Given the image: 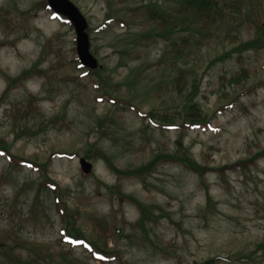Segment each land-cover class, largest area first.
<instances>
[{
  "label": "rangeland",
  "instance_id": "rangeland-1",
  "mask_svg": "<svg viewBox=\"0 0 264 264\" xmlns=\"http://www.w3.org/2000/svg\"><path fill=\"white\" fill-rule=\"evenodd\" d=\"M39 1L0 0V97L34 64L42 71L14 84L0 102V140L9 152L47 162L50 179L70 189L63 201L78 210L82 231L118 250L121 264H193L216 256L220 264H264V159L246 169L224 167L264 149V0L240 1L241 13L231 8L215 26L190 31L178 25L168 42L140 40L154 27L137 18L103 24L105 14L108 6L128 11L150 3L170 12L178 0H70L91 29L90 50L97 47L98 90L74 62L72 25L36 11ZM221 2L233 7L234 0ZM255 39V48H241ZM172 41L183 51L176 67ZM179 67L196 74L195 100L211 118L208 127L181 138L141 117L179 110L184 96L173 90ZM242 68L247 79L230 86L225 78ZM179 139L198 162L225 170L199 177L160 162L145 181L118 179L94 159L102 150L118 168L132 169L157 153L178 151ZM80 158L92 163L88 175ZM39 175L28 166L11 167L0 153V264H117L94 260L62 238L52 196L41 194L33 203ZM117 191L145 205L151 218L141 225L137 206Z\"/></svg>",
  "mask_w": 264,
  "mask_h": 264
},
{
  "label": "trees",
  "instance_id": "trees-1",
  "mask_svg": "<svg viewBox=\"0 0 264 264\" xmlns=\"http://www.w3.org/2000/svg\"><path fill=\"white\" fill-rule=\"evenodd\" d=\"M240 1L244 3H253L256 1L259 3L260 0H234L233 7L226 5L225 2L221 0H178L176 7L170 12L161 9L157 3L149 4L148 6H142L138 8L128 9V11H123V8L118 9L117 11L108 6V10L105 14V20L103 24H108L109 22H117L118 24L128 25L125 21L126 19L137 18L140 21L148 23L154 27L153 35L148 32L140 35V40L145 38L153 37V40L162 39L165 42H168L170 37L174 34L177 26H181V30H190L192 26L198 24H203V26L208 25H217L226 19L229 15V9L233 8L235 13H241V7L238 5ZM121 3V2H120ZM123 3V2H122ZM33 8L36 11H47L52 13L49 9L46 0H41L37 2ZM136 12L138 14L136 15ZM131 14V17L129 14ZM115 15L112 17V15ZM62 23H67V20L61 16H54ZM260 24L257 23V26ZM264 29L262 25L259 27ZM91 32V29H88V33ZM181 42L186 43L187 40L181 37ZM260 44L259 39L254 41H248L241 45L242 49L249 50L253 49ZM170 46L174 51L173 66L176 67V58L177 56H183V51L180 48L177 49L176 41H172ZM180 50V51H179ZM93 55H97V47H93L91 50ZM176 52V53H175ZM73 53L75 54V48H73ZM230 55L229 53L218 57L216 60H222L223 58ZM240 60V59H239ZM74 62L77 67L81 70L86 71V75L94 80V86L98 90L101 86V72L100 68L96 70H89L80 64L79 60L75 57ZM42 71L37 70V65L34 64L30 69L22 72L21 75L9 82L8 88L4 91L0 97V102L3 98L6 97L7 93L10 91L11 87L16 83H24L27 80L33 78L35 74H41ZM190 76V79H188ZM248 73L247 70L242 68L239 72L233 74L229 78H225V81L232 87L233 85H238L242 80L247 79ZM199 82L194 71L189 69H184L179 67L177 74L173 78V90L176 91L179 95H183V102L179 110L173 112H159V111H150L149 113L143 114L141 117L143 120H147L149 123L158 124L165 128H173L178 131L180 138L183 136V133L192 128H201L208 127L210 125L211 118L209 115L203 111L200 104L195 100L197 94L199 93ZM128 104V103H127ZM129 104H131L129 102ZM178 151L175 152H160L154 155L150 161L145 164H142L136 168L132 169H120L115 166L110 157L107 156L102 150L96 151L95 160L104 161L109 170L118 178L126 179H140L145 181L146 175L151 173L155 166L160 163H172L176 164L184 169L196 174L199 177H203L205 173H210L218 171L221 173L225 170L224 167L230 168H243L257 166L258 163L264 159V149H260L256 153L249 152V156L243 159H239L232 165H227L221 168L211 167L207 164H202L194 159L188 152L187 149L182 147L181 139L177 142ZM0 153L4 154L8 160L9 165L13 168L16 167H25L28 166L39 172L40 180L36 185L35 196H34V205L35 201L38 202V198L41 194H49L53 198V206L56 213L60 216L63 228L61 230V235L66 242L74 244L76 246H81L84 250L93 258L94 260L100 261L102 263H112L116 262L121 264V254L118 250H112L108 248L107 241H103L100 237L92 235L87 236L81 229V226L78 224L79 212L78 210H71L65 201L64 198L70 194V189L62 190L58 185L50 179L48 176V163H38L37 160H31L27 158L16 157L9 152V147L6 143L0 140ZM85 158L90 159L89 155H84ZM117 195L124 200H127L137 206L140 211L139 223H143L149 220L151 217L150 211L147 207L141 204L139 201L133 197L117 191ZM209 195H207L208 201ZM33 207V206H32ZM0 246L2 243L0 241ZM264 249V243L260 245ZM10 256L9 250H4V256ZM227 260V259H226ZM222 258L220 256L207 258L201 262H194L193 264H220ZM229 261V260H228Z\"/></svg>",
  "mask_w": 264,
  "mask_h": 264
},
{
  "label": "water",
  "instance_id": "water-1",
  "mask_svg": "<svg viewBox=\"0 0 264 264\" xmlns=\"http://www.w3.org/2000/svg\"><path fill=\"white\" fill-rule=\"evenodd\" d=\"M50 9L58 15L68 19L71 23L76 35V53L80 63L90 69L98 68L97 59L90 52V40L87 33L88 23L78 9L70 0H46ZM81 170L85 174H89L92 170L91 163L84 158L79 160Z\"/></svg>",
  "mask_w": 264,
  "mask_h": 264
}]
</instances>
